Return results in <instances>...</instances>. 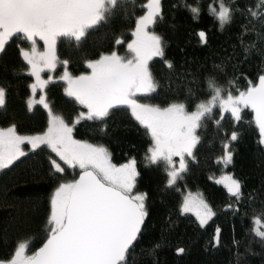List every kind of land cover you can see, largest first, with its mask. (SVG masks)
<instances>
[{
  "label": "snow or ice",
  "instance_id": "1",
  "mask_svg": "<svg viewBox=\"0 0 264 264\" xmlns=\"http://www.w3.org/2000/svg\"><path fill=\"white\" fill-rule=\"evenodd\" d=\"M172 8L196 22L210 17L221 32L237 15L244 20L236 43L201 58L189 55L175 22L170 32L160 30L164 0H146L139 15L135 0H0V264H161L165 247L174 249L176 264L190 253L175 235L181 217L194 214L204 227L217 216L202 193L172 199L199 164L209 122L221 148L215 164L234 166L245 110L264 153V67L245 71L252 56L264 65V0L244 7L239 0H176ZM117 16L134 18L127 34L114 32L108 47L81 51L75 61L59 58L61 38L81 50L92 32ZM253 32L259 43L245 44ZM195 35L207 48V31ZM13 62L20 68L9 72ZM57 65L63 71L54 77ZM23 75L33 80L17 106L21 81L14 78ZM173 79L180 86H166ZM57 82L58 100L48 88ZM37 106L43 121L34 126ZM129 136L141 141L144 169L162 172V180L146 182L137 158L123 149L124 162H114V145L137 148ZM38 152H47L46 166L27 177L9 175L21 158ZM216 183L228 194L222 211L251 213V231L264 244V179L247 191L245 180L230 172ZM223 232L216 227L209 254Z\"/></svg>",
  "mask_w": 264,
  "mask_h": 264
},
{
  "label": "trees",
  "instance_id": "2",
  "mask_svg": "<svg viewBox=\"0 0 264 264\" xmlns=\"http://www.w3.org/2000/svg\"><path fill=\"white\" fill-rule=\"evenodd\" d=\"M145 2L146 0H135L137 15L141 14L139 9ZM189 2H193V0H189ZM195 2L206 4L209 0H195ZM173 3H176V0H164L166 18L160 24V30L170 32L172 24L175 22L180 31L181 41L187 46L189 55L203 58L206 55L210 56L214 51H219L221 46L227 43H236L238 26L244 20L242 16L237 15L234 24L221 32L210 17L203 16L199 22L192 21L182 9H173ZM256 3H258V0H239L241 7H244L246 4L254 6ZM128 7L131 9L132 5L129 4ZM259 10L264 11V9ZM173 15H175V21H173ZM132 26H134V18L123 19L117 16L115 19L110 20L108 24H101L92 32L81 50H77L72 41L61 38L57 43L58 56L61 60L68 58L75 61L79 59L81 51H94L96 48H106L111 44L114 32L118 34L120 31H125L127 34V30ZM201 29L206 30L208 33L209 44L207 48H201L198 45V37L195 35V32ZM244 43H259V37L253 32L245 37ZM124 50L125 48L123 47L119 49L121 54H123ZM176 59L179 62V53H176ZM8 67L9 72H11L13 68L18 70L20 65L18 62H13ZM73 67L77 68L78 66L73 65ZM261 67H264V65L261 64L260 57L252 56L248 64L245 65V71L255 74ZM61 70L62 67L57 65L56 74ZM16 79H19L21 82L19 84V95L14 98V103L20 106L23 103V98H25L26 93L29 91L25 84L32 82L33 79L28 75L16 77L14 78V82ZM165 83L170 88L180 86L175 79ZM244 86L245 81L241 80L240 87L243 88ZM48 88L51 89L50 98L58 100L62 95V82L50 84ZM242 116V138L235 145L234 166L224 168L222 165L214 163L216 156L220 154L221 148L219 138L214 136L213 126L209 122L208 128L203 132L206 147L199 153V164L190 167L186 180L181 182L173 192V201H179L188 192H192L193 194L202 193L204 198L217 211V216L213 217L204 227H200L188 215L181 217V222L176 226L175 235L181 238L178 241L181 243V246L184 243L189 245L190 253L182 261H177L176 264H205L207 261H211L212 264H264V244L260 242V238L255 235V232L251 231L253 228L251 213L248 216H244L243 213L240 215L225 214L222 209L224 203L228 201V194L223 184L216 183L225 173L230 172L245 180V191H247L249 188L258 187L262 179H264V153L259 150L258 129L252 119L250 110H245ZM42 121L43 111L40 106H37V111L32 117L31 123L35 126L42 123ZM24 131L28 130L25 129ZM117 135H120V133ZM127 139L133 140L137 144V148L131 149L127 143L114 145V162H124L121 152L123 149L128 155L137 158L138 165L147 178L146 182L150 180L155 183L162 180V172L158 174L157 171H147L144 169L142 160L143 151L140 148L141 141L133 136H129ZM46 156L47 152H38L30 154L26 158H21V161L16 163L9 175L30 176L33 171H39L41 166H46ZM159 207L161 213L167 211L166 205H159ZM217 226L224 230L221 244L218 249L213 248L211 254H209L205 249L208 247ZM38 239L39 237H37ZM234 240L238 243H233ZM137 251L139 252L140 249H137ZM141 255H144V253H141ZM159 259L161 264H173L175 260L174 249L165 247L159 250Z\"/></svg>",
  "mask_w": 264,
  "mask_h": 264
},
{
  "label": "rangeland",
  "instance_id": "3",
  "mask_svg": "<svg viewBox=\"0 0 264 264\" xmlns=\"http://www.w3.org/2000/svg\"><path fill=\"white\" fill-rule=\"evenodd\" d=\"M62 71H63V69H62L60 72H58V73L56 74V70H55V71H54L53 73H51V74H52L54 77H56V76H59V75L62 73ZM46 75H47V73L44 74L45 78H46ZM32 79H33V78H32ZM38 98H39V90H38V93H37V99H38ZM187 215L190 216L191 218H193V219L195 220L196 223H198L197 220H196V217L194 216V214H187ZM210 220H211V219H210ZM210 220H209V221H210ZM209 221H208V222H209ZM208 222H207V223H208Z\"/></svg>",
  "mask_w": 264,
  "mask_h": 264
}]
</instances>
